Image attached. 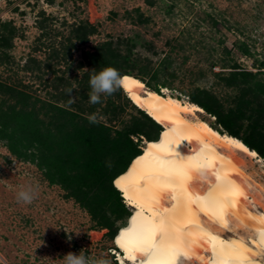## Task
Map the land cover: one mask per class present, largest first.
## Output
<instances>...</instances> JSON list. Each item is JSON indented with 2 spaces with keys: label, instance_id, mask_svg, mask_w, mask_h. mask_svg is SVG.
<instances>
[{
  "label": "rangeland",
  "instance_id": "1",
  "mask_svg": "<svg viewBox=\"0 0 264 264\" xmlns=\"http://www.w3.org/2000/svg\"><path fill=\"white\" fill-rule=\"evenodd\" d=\"M153 1L148 5L144 0H0V23L16 29L10 62L0 67V80L20 82L33 96L56 100L55 93L67 91V82L78 88L86 72L83 50L125 38L132 40L131 52L138 63L150 61L156 67L168 57L164 72L174 77L161 92L180 96L182 101L188 102L181 90L193 87L223 94L214 74L228 71L221 68L224 62H236L254 72L260 69L264 74V0ZM80 22L95 25L96 34L87 44L75 43L65 61L51 62L54 71L47 69L49 47L66 50L68 35ZM71 96L79 100L77 93ZM113 99L121 107L116 123L120 127L135 111L124 100ZM97 112L95 117L107 122ZM198 115L214 122L206 113ZM146 143L139 139L141 148ZM248 172L255 173L253 179L264 189V161L253 163ZM29 187L35 196L32 203L18 202L16 193ZM251 193L262 195L264 207V192ZM106 232L94 228L88 213L67 198L60 186L49 184L35 165L14 158L0 144V264H66L70 253L82 256L86 264H121Z\"/></svg>",
  "mask_w": 264,
  "mask_h": 264
},
{
  "label": "trees",
  "instance_id": "2",
  "mask_svg": "<svg viewBox=\"0 0 264 264\" xmlns=\"http://www.w3.org/2000/svg\"><path fill=\"white\" fill-rule=\"evenodd\" d=\"M144 1L148 5L154 3ZM39 29L43 37L44 26ZM96 32L97 27L88 22L74 24L66 50L55 45L49 47L46 68L54 71L51 62L58 65L67 56L71 57L75 43L87 44ZM15 35L12 24L0 23V67L10 62L9 50ZM132 43L130 38L116 43L106 40L83 50L82 60L87 70L78 88H72L67 82V91L55 93L56 100L33 96L20 82L0 80V144L14 158L35 165L49 184L60 186L67 198L88 213L93 227L106 229L105 235L112 241L131 215L114 181L142 155L139 139L157 141L163 128L137 108L122 88L113 95L102 96L101 103H89L90 73L110 66L118 69L122 77L141 80L147 89L158 94L162 88H169V81L174 77L173 73L164 72L169 65L167 56L156 67L150 61L138 63L131 52ZM31 60L36 63V59ZM221 68L228 71L214 76L225 91L223 94L201 87L181 90V93L214 119L209 123L213 129L239 139L264 161V74L260 69L254 72L236 62H224ZM57 79L65 82L63 77ZM68 89L77 93L79 100L69 103L72 93L68 94ZM114 96L135 111L120 127L116 123L121 107L115 103ZM96 111L107 122L98 120ZM133 136L138 137L137 142Z\"/></svg>",
  "mask_w": 264,
  "mask_h": 264
},
{
  "label": "bare ground",
  "instance_id": "3",
  "mask_svg": "<svg viewBox=\"0 0 264 264\" xmlns=\"http://www.w3.org/2000/svg\"><path fill=\"white\" fill-rule=\"evenodd\" d=\"M121 88L163 132L114 181L132 208L113 240L119 263L264 264L262 195L251 193L264 189L248 172L263 159L213 129L199 106L133 76Z\"/></svg>",
  "mask_w": 264,
  "mask_h": 264
},
{
  "label": "clouds",
  "instance_id": "4",
  "mask_svg": "<svg viewBox=\"0 0 264 264\" xmlns=\"http://www.w3.org/2000/svg\"><path fill=\"white\" fill-rule=\"evenodd\" d=\"M87 70V69H86ZM122 74L118 69L113 67H104L99 71L93 69L89 76V103L98 104L101 103V98L113 95L115 92L120 90L122 86ZM72 93V89H68V94ZM74 102V98L69 95V103ZM90 121L95 123L93 117H89ZM16 198L18 202H23L25 204H31L34 196L33 189L25 188L16 193ZM66 264H86L82 256H77L73 254H68Z\"/></svg>",
  "mask_w": 264,
  "mask_h": 264
}]
</instances>
